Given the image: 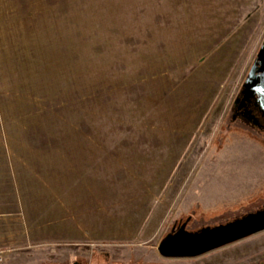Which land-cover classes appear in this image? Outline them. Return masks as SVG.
<instances>
[{"label":"rangeland","instance_id":"374dc122","mask_svg":"<svg viewBox=\"0 0 264 264\" xmlns=\"http://www.w3.org/2000/svg\"><path fill=\"white\" fill-rule=\"evenodd\" d=\"M263 47L264 0H0V263L264 264L160 251L264 210Z\"/></svg>","mask_w":264,"mask_h":264},{"label":"water","instance_id":"95a60500","mask_svg":"<svg viewBox=\"0 0 264 264\" xmlns=\"http://www.w3.org/2000/svg\"><path fill=\"white\" fill-rule=\"evenodd\" d=\"M259 91L264 92V47L244 85L240 102V108L254 106V111H258L264 117V111L257 108L262 106L254 102ZM261 230H264V210L226 224L204 227L197 232H189L186 230V224H183L177 232L167 236L160 246V251L172 257L197 256Z\"/></svg>","mask_w":264,"mask_h":264},{"label":"crops","instance_id":"0c3cea01","mask_svg":"<svg viewBox=\"0 0 264 264\" xmlns=\"http://www.w3.org/2000/svg\"><path fill=\"white\" fill-rule=\"evenodd\" d=\"M60 250H62V249H60ZM57 253H64V251H57ZM93 254H94V252H93ZM92 254V255H93ZM91 259V258H90ZM112 263V262H111ZM0 264H9V263H0ZM14 264H18V263H14ZM75 264H77V263H75ZM113 264V263H112Z\"/></svg>","mask_w":264,"mask_h":264},{"label":"flooded vegetation","instance_id":"af4514ba","mask_svg":"<svg viewBox=\"0 0 264 264\" xmlns=\"http://www.w3.org/2000/svg\"><path fill=\"white\" fill-rule=\"evenodd\" d=\"M231 221H233V220H231ZM229 222H230V221H229ZM227 223H228V222H227ZM183 224H185V223H183ZM225 224H226V223H225ZM216 226H217V225H216ZM201 229H202V228H201ZM201 229H200V230H201ZM187 230H188L189 232H194V231L197 232V231H198L197 229H195V230H193V231H192V230H189V229H187Z\"/></svg>","mask_w":264,"mask_h":264}]
</instances>
